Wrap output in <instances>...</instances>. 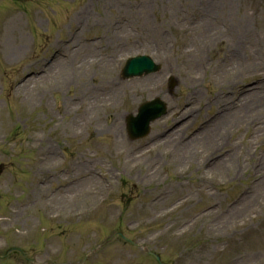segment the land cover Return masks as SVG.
Returning a JSON list of instances; mask_svg holds the SVG:
<instances>
[{
    "label": "rangeland",
    "instance_id": "374dc122",
    "mask_svg": "<svg viewBox=\"0 0 264 264\" xmlns=\"http://www.w3.org/2000/svg\"><path fill=\"white\" fill-rule=\"evenodd\" d=\"M121 17L133 25L118 23ZM203 21L207 26L198 32ZM123 27L136 41H121ZM154 33L165 36L163 44ZM102 36L103 44H117L115 74L107 75L103 57L88 58L87 51L69 55L67 72L57 70L55 59L48 62L59 43H87L98 52L86 38L98 42ZM193 40L201 60L186 51ZM138 53L152 56L160 72L123 79L126 59ZM172 75L178 84L171 93ZM102 77L149 81L157 90L123 95L81 129L75 123L85 118L79 97L93 101L91 89L103 86ZM253 78L261 87L244 94L262 92L243 107L241 92ZM156 96L168 103V113L151 124L147 137L131 140L127 115ZM186 107L181 120L172 112ZM240 107V120L227 122L198 148L213 165L231 153L238 170L231 164L216 172L205 167V183L198 177L204 163L191 156L177 160L175 149L149 141L189 117L179 134L185 144ZM116 116L119 139L108 128ZM261 127L264 0H0V264H161L147 250L158 253L162 264H264ZM246 184H259L257 202L228 214L245 199ZM153 195L158 198L151 200Z\"/></svg>",
    "mask_w": 264,
    "mask_h": 264
},
{
    "label": "bare ground",
    "instance_id": "6f19581e",
    "mask_svg": "<svg viewBox=\"0 0 264 264\" xmlns=\"http://www.w3.org/2000/svg\"><path fill=\"white\" fill-rule=\"evenodd\" d=\"M140 15L145 17V18L148 17V13H140ZM124 20L125 21L127 20L126 21L127 26L133 25V23L131 21H129L126 18H122V17L119 19L118 23L119 22L123 23ZM205 25L207 26L206 22L203 21L202 23H200L199 27H196L195 29L198 32H200L202 30V28H200V27H203ZM110 30L112 31V33H115V28H111ZM192 33H193V30H190V35ZM154 35L157 37L155 39L160 40V42H159L160 44L164 43V40H165L164 35H161L159 33H156V34L154 33ZM201 35L202 34L199 33L197 38H200ZM118 36H119V38H121V41L125 40V43H127V44L132 43V41H130V40H132L131 37H135L133 42L136 41V39H137L136 35H132L131 32L124 27H123V31L118 33ZM103 42H104V36H102L101 40L98 42H91L92 46H94L96 49L99 48V49H97L98 52H94V53L89 48L90 44H87V43L78 44L80 46L77 45V47H75L73 45L65 46V47L59 46L60 51L56 55L57 70L59 72H67V67L64 65L69 64L68 63L69 62V60H68L69 55L72 54L74 51H75L74 53H76V54L77 53L81 54V53L87 51L88 58L94 57L97 53H98L97 56L99 58H100V55L103 57V59L101 61H104L103 67L107 69V71H108L107 75L115 74L116 68H115L113 62L115 63L116 55L118 53V50H116L117 44H116V42H111V38H110V42H111L110 44H108V43L103 44ZM197 45H198L197 40H193L191 42V44L188 45V49L186 51L190 52L191 55L193 54L192 56L195 57L196 60H201L203 58V56L201 55L199 47ZM53 66H50L49 68H52ZM102 83H103L102 87H95V88L91 89V93L95 96L93 101L86 100L85 95H80V97H79L78 106L83 110L82 113L85 115V118H83L81 121H76L75 123L81 129H83L84 127L86 128L93 123L92 117L95 115V113L97 111L102 110V109H109V108L113 107L119 101V99L122 98L123 95H125V97H126V96L131 94V96L134 95L133 98H135L137 96H142L143 94H147V93L151 94L153 91L157 90V86L153 82H149V81L137 80L134 82L131 81L129 83H126V82L119 81L117 77H102ZM120 89H123L125 91L120 92ZM259 89H260L259 91L244 94L243 98L246 101H245L243 107H247L250 103H252L256 99L257 96H253V95H255L256 92L261 93L262 90H261V88H259ZM109 99H111V100H109ZM217 99L220 102H222V101L225 102L229 107L232 106V104H229L230 101L225 96H218ZM136 102H137L136 99L131 100L132 104H136ZM112 103H113V105L110 107V105ZM249 110L250 109H246L245 111L247 112ZM187 112H188V108L182 110V112H179V113L177 110H173V114L179 115L178 116L179 120L183 119L186 116ZM115 118H116L115 122L112 123V125L111 124L108 125V128L109 129L115 128L116 129L115 130L116 138L119 139L120 136L117 135V126H116L117 120L119 121V119H117L118 116H116ZM241 118H242V109L240 107V108H238V110H235L233 112L225 114L224 116H222V118L219 117L216 120V124H214V125H216L214 127V129H211V130L208 129V130L202 132L201 134H198V135L196 134V136H193L191 138V140H189L185 144H182L179 141V134H180V132H182V130L185 129V127L189 123L188 119H190V118L188 117L186 120L182 121L180 124H176V126L172 130H169L168 134L164 138L158 139L157 145L167 144L169 147H172L173 149H175L176 154H177V160L182 159L183 157H186V156H191L196 160V163H204L199 168L200 172L198 174V177H199V179L202 178L201 181L202 182L204 181V183H205L209 180V174H208V171L205 169V167H210V170L216 172V170L221 169L225 165L231 164V169H234V167H235V171H237L238 170V164L234 163V159H232L231 153H228L223 158H220V161L217 164L213 165L209 162L208 158L204 157V155H203L204 153L201 154L198 151V148H201L203 146V144L208 141V138L211 134H216V133L220 132V130L221 131L225 130V128H226L225 126L227 125V122L229 123L231 120L236 122V121L240 120ZM214 125H212V126H214ZM78 126H75V127H77L79 130H81ZM104 129H106V128H104ZM259 131L264 132V128L261 127L259 129ZM255 133H256V131H255ZM123 140L124 139H122V140L120 139L119 141H123ZM250 143H251V140L246 141L245 146L243 148L244 153L246 152L247 148L250 146ZM211 155H209V156H211ZM243 167L245 168V166H243ZM94 183H96V186L101 187V182H97V180H95ZM262 184H264V182H262ZM88 188L91 189L92 187L89 186ZM205 195H206V193H205ZM259 196H260L259 184L257 185V187H256V185L249 187V192L247 193V195H246L245 199L242 201V203L236 205L233 209L229 210L228 214H230V215L231 214H239V213H242V212L247 211L249 209H252V204L254 202H257Z\"/></svg>",
    "mask_w": 264,
    "mask_h": 264
},
{
    "label": "water",
    "instance_id": "95a60500",
    "mask_svg": "<svg viewBox=\"0 0 264 264\" xmlns=\"http://www.w3.org/2000/svg\"><path fill=\"white\" fill-rule=\"evenodd\" d=\"M155 106H158V105H155ZM147 125H148V123L146 122L144 125V128L147 127ZM147 131H148V127L143 131L142 135L146 134Z\"/></svg>",
    "mask_w": 264,
    "mask_h": 264
}]
</instances>
